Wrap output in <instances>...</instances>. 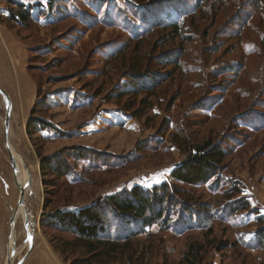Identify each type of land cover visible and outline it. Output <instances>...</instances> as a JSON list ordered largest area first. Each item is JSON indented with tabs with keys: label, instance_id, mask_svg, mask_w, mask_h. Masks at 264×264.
Instances as JSON below:
<instances>
[{
	"label": "rangeland",
	"instance_id": "obj_1",
	"mask_svg": "<svg viewBox=\"0 0 264 264\" xmlns=\"http://www.w3.org/2000/svg\"><path fill=\"white\" fill-rule=\"evenodd\" d=\"M14 1L46 7L49 0ZM57 1L56 14L17 36L27 40L35 102L46 104L37 116L57 136L31 140V108L15 114L19 133L10 142L12 152L1 138L18 194L15 208L21 189L27 191V210L8 226L11 264L29 247L22 225L26 211L30 229L37 221L34 243L71 264L85 250L66 245L73 236L42 228L43 217L172 182L183 150L208 142L229 152L219 179L177 186L187 192L179 195L184 201L197 208L207 204L216 218L190 229L173 217L170 227L154 226L121 243L110 264H181L191 245L201 248L204 264H264V254L249 245L259 226L256 212L264 216V0ZM0 6L15 10L6 1ZM127 77L141 84L137 91H129ZM0 108L4 124L5 103ZM39 147L43 157L71 147L97 155L91 165L77 164L80 179L68 183L41 173ZM14 156L20 160L15 162L19 182ZM18 166L29 173L27 186ZM241 199L250 211L226 214L228 205ZM45 200L51 202L48 208ZM225 243L229 247L220 250Z\"/></svg>",
	"mask_w": 264,
	"mask_h": 264
},
{
	"label": "trees",
	"instance_id": "obj_2",
	"mask_svg": "<svg viewBox=\"0 0 264 264\" xmlns=\"http://www.w3.org/2000/svg\"><path fill=\"white\" fill-rule=\"evenodd\" d=\"M1 1H6L15 7V10L8 11L9 15L3 23L16 31L17 36L20 34L19 31L30 30L34 25H38L39 21H47L52 13H57L59 6L57 0H49L46 7L39 3ZM173 27L176 29L173 31L178 32L180 29L176 25ZM26 41L22 42L27 45ZM28 68L29 71L32 70L29 59ZM126 81L129 91H137L136 87L141 86L133 77H127ZM45 105L38 99L31 110L27 125V133L31 140L37 135L39 139H43L42 141L48 142L57 136L54 132H50L51 125L43 120L42 116H37L42 114ZM49 136L54 137L47 138ZM41 151L42 148H36L37 157L41 160V173L53 175L54 179L58 180L64 178L68 183L78 182L77 180L80 179L77 164L83 167L91 165L92 159L97 155L84 147L67 148L45 157L42 156ZM182 153L185 159L172 171L170 175L172 182L163 183L150 190L135 187L131 191L107 196L91 206L78 210L57 209L49 213L47 218L43 217L42 228L73 236V241L66 245L85 250L86 255L73 260L71 264H110L117 261L115 258L111 260L110 257L120 255L121 243L142 235L154 226H164L163 228L166 229L170 227L173 217L181 226L190 229L208 226L216 218V214L209 212L207 204L197 208L195 204L184 201L181 196L187 192L180 190L177 185L204 186L213 180H218L229 152L220 143L215 145L208 142L185 148ZM49 201L45 200V208L51 205ZM243 201L241 199L230 203L226 214L234 215L250 211L249 204ZM256 215L258 216L255 219L259 226L254 235V244L249 245L264 254V216H259L258 212ZM227 247L229 246L225 243L219 249L223 250ZM61 251L64 253L63 250ZM201 253V248L191 245L181 264H204Z\"/></svg>",
	"mask_w": 264,
	"mask_h": 264
},
{
	"label": "crops",
	"instance_id": "obj_3",
	"mask_svg": "<svg viewBox=\"0 0 264 264\" xmlns=\"http://www.w3.org/2000/svg\"><path fill=\"white\" fill-rule=\"evenodd\" d=\"M0 14L5 20L8 10L0 6ZM0 16V87L6 92L9 98L10 106V142L18 137L19 133L13 124L15 114L18 110L20 113L27 114L33 108L36 98V86L33 82V73L29 71L28 60L29 54L27 47L6 24H4ZM2 20V21H1ZM27 51V52H26ZM5 103L4 111L6 110V100L0 97V107ZM1 109V108H0ZM1 114V112H0ZM15 117V118H14ZM5 122V121H4ZM13 124V125H12ZM0 116V264L8 254V235L12 216L15 210H18L19 215H24L25 208H15L14 198L18 200V194L11 187L10 173L6 166L4 150L2 147V139H4V126ZM3 137V138H2ZM20 137V136H19ZM2 138V139H1ZM12 146L10 151L12 152ZM39 240V239H38ZM23 264H64L59 256L45 247L39 245V241L34 243L33 249Z\"/></svg>",
	"mask_w": 264,
	"mask_h": 264
},
{
	"label": "water",
	"instance_id": "obj_4",
	"mask_svg": "<svg viewBox=\"0 0 264 264\" xmlns=\"http://www.w3.org/2000/svg\"><path fill=\"white\" fill-rule=\"evenodd\" d=\"M0 95L3 97V99L6 100V106H7L6 110H5V122H4V143H5V146L10 147V133H11V130H10L9 98H8L6 92L1 87H0ZM12 169H13V174L15 176H17V171H16V168L14 167V165H12ZM20 194H21L20 195V204H21V206L25 207V209L27 210V206H26L27 197H26L25 190L22 189ZM17 212L18 211L15 210V212H14V214L12 216L10 224L15 223V221L17 220V218H18L17 217V214H18ZM27 221L29 222L28 211H26V215H25V218L23 220L22 225H23V227L25 229L26 240H27V242H29V247H28V250H27L26 254L23 256V258L19 261L18 264H23L25 262V260L29 256V254L32 251L33 246H34V241H33L32 237H31V234L27 231V227H28ZM36 225H37V221H34L33 226H32L33 231L36 229ZM6 264H11L10 252L8 253Z\"/></svg>",
	"mask_w": 264,
	"mask_h": 264
},
{
	"label": "bare ground",
	"instance_id": "obj_5",
	"mask_svg": "<svg viewBox=\"0 0 264 264\" xmlns=\"http://www.w3.org/2000/svg\"><path fill=\"white\" fill-rule=\"evenodd\" d=\"M9 148V147H8ZM11 153V152H10ZM14 159H15V161H14ZM19 165V163H20V160H19V158L17 157V156H14V158L12 157V164L14 165V167L16 168V163ZM18 170H19V172L22 174V177H21V182H23V184H25L26 186L29 184V173H27V171L24 169V168H20L19 166H18ZM16 171H17V168H16ZM15 179H16V182L18 181L19 182V180H18V175L17 176H15ZM23 189V188H22ZM21 189V190H22ZM24 190V189H23ZM27 192V191H26ZM19 207H21V204H20V201H19ZM23 207V206H22ZM18 211V210H17ZM18 213V212H17ZM17 217H19V213L17 214ZM18 219V218H17ZM27 223H28V221H27ZM32 226H33V224H32ZM36 229H37V225H36ZM36 229L33 231V229H32V227H31V229L29 228V227H27V231L31 234V236H32V234L33 233H35L36 232ZM11 246L10 247H12V241H11V244H10Z\"/></svg>",
	"mask_w": 264,
	"mask_h": 264
}]
</instances>
